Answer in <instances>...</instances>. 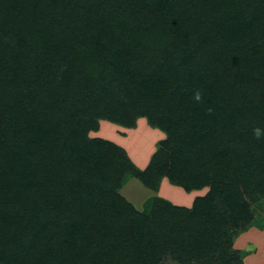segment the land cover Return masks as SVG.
<instances>
[{
  "label": "trees",
  "instance_id": "16d2710c",
  "mask_svg": "<svg viewBox=\"0 0 264 264\" xmlns=\"http://www.w3.org/2000/svg\"><path fill=\"white\" fill-rule=\"evenodd\" d=\"M139 118L145 170L88 136ZM263 203L264 0H0V264H241Z\"/></svg>",
  "mask_w": 264,
  "mask_h": 264
},
{
  "label": "rangeland",
  "instance_id": "374dc122",
  "mask_svg": "<svg viewBox=\"0 0 264 264\" xmlns=\"http://www.w3.org/2000/svg\"><path fill=\"white\" fill-rule=\"evenodd\" d=\"M157 133H161V137H158ZM88 136L107 140L120 146L132 164L140 171L145 170L156 148L165 140V135L158 129L152 128L145 118H139L133 128H123L107 121H100L98 130L89 132ZM142 187L145 188L138 179L131 178L118 192L139 212L143 211L148 200L152 198L163 199L177 207L191 208L195 199L206 196L209 191L208 188H204L185 192L181 187L170 184L168 180L164 186L160 183L156 191H150L151 195L141 193ZM230 232L229 230L227 234L232 237L231 249L235 255L239 256L238 260L240 258L241 264H252L250 258L253 254L259 258L257 262L252 259L254 264L262 262L264 264V203L262 208L254 212V221L250 225L238 230L234 235ZM163 264L175 263L166 260Z\"/></svg>",
  "mask_w": 264,
  "mask_h": 264
},
{
  "label": "crops",
  "instance_id": "0c3cea01",
  "mask_svg": "<svg viewBox=\"0 0 264 264\" xmlns=\"http://www.w3.org/2000/svg\"><path fill=\"white\" fill-rule=\"evenodd\" d=\"M157 134H158V137H161V133H157ZM145 167H146V166H145ZM145 167H144V168H145ZM166 182H167V179L164 178V179L161 181V184H163V186H164ZM135 187H136V186H135ZM137 189H138V187H137ZM143 189H144V190H143ZM145 190H146V189L142 187V188H141V193H148L149 195H151V194H150V193H151L150 190H147V191H145ZM137 192H139V191L137 190ZM136 195H138V194L136 193ZM254 255H255V254L251 255V258H250L252 264L255 263L254 261L257 262L258 259H259L257 255H256V256H254ZM252 259H253L254 261H252ZM260 262H261V260H260ZM262 263H263V262H262ZM262 263H261V264H262Z\"/></svg>",
  "mask_w": 264,
  "mask_h": 264
}]
</instances>
